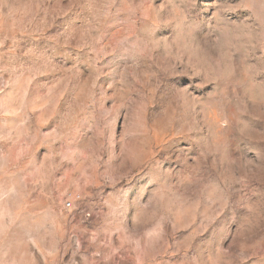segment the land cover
Segmentation results:
<instances>
[{"label": "rangeland", "instance_id": "rangeland-1", "mask_svg": "<svg viewBox=\"0 0 264 264\" xmlns=\"http://www.w3.org/2000/svg\"><path fill=\"white\" fill-rule=\"evenodd\" d=\"M0 264H264V0H0Z\"/></svg>", "mask_w": 264, "mask_h": 264}, {"label": "built area", "instance_id": "built-area-1", "mask_svg": "<svg viewBox=\"0 0 264 264\" xmlns=\"http://www.w3.org/2000/svg\"><path fill=\"white\" fill-rule=\"evenodd\" d=\"M69 205V203H67Z\"/></svg>", "mask_w": 264, "mask_h": 264}]
</instances>
